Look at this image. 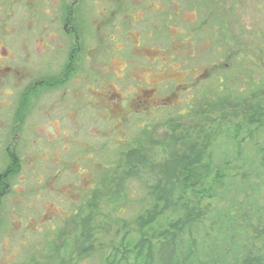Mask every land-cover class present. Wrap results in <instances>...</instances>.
Listing matches in <instances>:
<instances>
[{
  "label": "rangeland",
  "instance_id": "obj_1",
  "mask_svg": "<svg viewBox=\"0 0 264 264\" xmlns=\"http://www.w3.org/2000/svg\"><path fill=\"white\" fill-rule=\"evenodd\" d=\"M196 2L0 0V264H98L109 251L118 255L125 236L139 240L136 219L152 207L144 183L180 179L179 159L196 147L212 162L229 158L235 171L214 183V193L223 199L224 188L239 200L233 214L246 227L239 238L252 253L261 250L254 239L264 231L262 166L244 115L218 113L225 109L218 97L226 96L217 95L213 78L232 53L264 44V3L202 0L196 10ZM211 4L224 22L219 48L197 30ZM255 133L264 146V132ZM130 153L142 159L138 179L130 176ZM97 167L105 171L99 185ZM192 185L190 176L189 189L180 190L194 200ZM199 188L208 229L228 202ZM86 224L92 231L84 245ZM148 235L143 240L155 241ZM220 239L227 250V234ZM81 242L92 248L84 257L77 256Z\"/></svg>",
  "mask_w": 264,
  "mask_h": 264
},
{
  "label": "trees",
  "instance_id": "obj_2",
  "mask_svg": "<svg viewBox=\"0 0 264 264\" xmlns=\"http://www.w3.org/2000/svg\"><path fill=\"white\" fill-rule=\"evenodd\" d=\"M195 2L194 8L198 10L199 4H202V0H195ZM259 2L263 1L259 0ZM232 9L235 11L234 7ZM217 15L215 6L211 4L206 10V15L204 14L203 17H200V24L197 26V30L208 33V46L219 48V31L222 30L224 22L221 20V17V22H219V16ZM236 39L240 42L243 41L241 35H236ZM246 46L247 44H240L242 49ZM255 47L257 49L250 53H232L228 57L229 60L225 63V70L223 69L220 76H215L213 82L215 81L217 95L221 97L226 96V98L218 97L223 102L216 103V106L225 105V109L218 111V113L225 111L222 113V116H225L227 111H238L244 115L246 126L248 125L246 138H251V141H254V156L262 166L260 172L264 174V146H259L254 140L255 132H264V44H256ZM235 65L239 66V71L232 73ZM212 75L208 74L206 78L208 79ZM189 103L190 100L186 102L187 109L185 110L187 111H190L192 108L191 103ZM140 104L146 105L148 101H141ZM148 107H151V105ZM211 112H215V110L212 109ZM175 115L181 116V114L176 113ZM181 118H177L179 123ZM177 121L172 119L173 123ZM256 140L259 141V139ZM260 140L264 141V139ZM256 153L259 157L256 156ZM211 155V153L207 155L204 151H198L197 147L192 148L189 153L181 156L179 159V178L181 180L178 178L175 180L160 179V181L155 182L153 185H146L144 183V187H146L147 192L150 194L152 207L138 215L136 219L137 233L140 235L139 240H127L125 236V249H122L120 253L118 252V255L109 251L105 256L101 257L98 264H264V255L260 252L261 250L264 251V231L257 230V236L254 240L261 243V250L259 249L257 253H252V250L247 246L249 240L245 239L242 241L239 238L241 230L245 227L242 226L243 224L238 225L242 221L241 216L233 214L235 210L233 207L239 200L233 197L227 198L228 193L225 195L224 188H221V196L228 202L227 209L218 210L215 216L209 217V227L208 229H204L203 223L207 216L206 212H203L200 208L201 196L199 195L200 191H198V187L206 194L208 199L218 201V197H221L217 190L214 193V183L225 181L230 171H235V168L230 167L231 162L229 158L221 159L222 162L219 160L212 162ZM128 160L131 165L129 169L134 170L130 176L138 179L136 174L139 163L142 160L141 157L137 153H130ZM104 172L102 169L98 170V167L93 170L92 177L99 174L101 177L99 182L96 183L97 185L101 184L105 179ZM190 176L196 183V185L190 186V188L196 187L195 189H191L190 192L194 200H191L183 193L189 189ZM260 182L262 183L263 181L260 180ZM239 188L242 189L244 187L239 186ZM180 189H183V192ZM93 191L94 188L91 190V194ZM178 191H180V194L176 195ZM83 198L89 199L87 196ZM192 201L195 203L194 206L192 205ZM242 206L244 208L243 204ZM164 213L168 214L163 216ZM160 216H163L161 217L164 221V225L162 226H159V223H155L157 222L156 219ZM218 216L220 218H217ZM154 223L155 227H159L158 231L160 232L154 231ZM247 225L249 226L248 222ZM212 226L218 232L209 241L211 237L209 232H215V230H212ZM80 229H82L80 234L83 244L86 245L92 230L88 229L87 224L84 227L80 226ZM148 234L154 237L155 241L152 242L151 238L148 239ZM221 234L222 236L227 234V241L224 242L228 247L227 250H224V246L222 247L219 243L221 239L217 240ZM145 235H148L145 237L148 241L143 240ZM80 249L81 251L77 255H80V257H84L88 252L92 251L91 246L84 247L82 246V242ZM129 256L133 258V262H128Z\"/></svg>",
  "mask_w": 264,
  "mask_h": 264
},
{
  "label": "flooded vegetation",
  "instance_id": "obj_3",
  "mask_svg": "<svg viewBox=\"0 0 264 264\" xmlns=\"http://www.w3.org/2000/svg\"><path fill=\"white\" fill-rule=\"evenodd\" d=\"M46 86H47V84H46ZM37 87H39V88L42 87V84H38L34 89H38ZM44 88H45V86H44ZM31 89L33 90V88H31ZM31 89H30V91H32ZM143 101H145V100H143ZM10 171H11V166H7L4 175H8Z\"/></svg>",
  "mask_w": 264,
  "mask_h": 264
}]
</instances>
